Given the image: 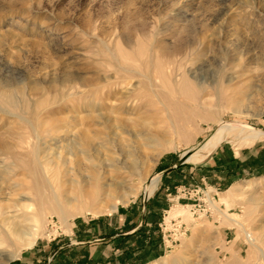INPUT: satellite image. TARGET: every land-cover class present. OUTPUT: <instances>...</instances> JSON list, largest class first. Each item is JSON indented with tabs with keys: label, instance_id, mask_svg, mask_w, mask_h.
Masks as SVG:
<instances>
[{
	"label": "rangeland",
	"instance_id": "1",
	"mask_svg": "<svg viewBox=\"0 0 264 264\" xmlns=\"http://www.w3.org/2000/svg\"><path fill=\"white\" fill-rule=\"evenodd\" d=\"M195 34L200 37L198 43L171 61L160 55L164 47ZM239 52L238 61L243 64L233 68L228 56ZM263 56L264 0H0V90L12 100L3 97L0 103V142L7 139L15 145L0 156V172L16 162L14 186L33 173L40 194L19 190L21 186L16 194L18 199L30 194L50 233L9 264H46L64 244L108 238L140 223L143 194L107 216H72L67 228L51 203L44 176L53 181V169L43 172L36 152L40 147L46 149L39 152L40 163L60 154L67 156L61 153L65 152L62 147L88 129L81 118L93 111H80L86 102L111 107L122 103L121 95H133L126 103V113L117 115L146 120L152 129L168 130L170 126L162 119L170 116L177 132L163 145L170 151L155 161L152 178L200 145L224 121L264 130V64L247 63L248 57ZM205 64L211 66L217 81L199 86L189 72ZM148 75L159 85L152 89L162 95L153 98L142 92ZM227 77L235 78L230 92L218 97L212 94L229 84ZM53 87L63 89L65 98L39 109L35 105L41 99L38 89H47L42 99H51ZM235 87H243L245 93L239 113L231 99ZM137 92H142L143 100L135 98ZM136 106H141V112L134 110ZM244 137H228L207 153L203 164L188 163L161 178L158 191L148 201L160 193L158 202L154 212H147L148 220L139 234L86 250L68 249L56 264H151L168 253L179 254L181 245L193 239L204 224L208 232H201L199 243L186 255V264H264V181L237 200L224 198L233 185L247 187L249 181L264 178V138L248 147ZM114 158L128 161L117 150ZM122 171L105 174L106 181L127 178L134 186L140 184L138 176L128 177ZM194 173L206 179L196 182ZM225 215L242 226H232ZM5 249L6 253L13 251Z\"/></svg>",
	"mask_w": 264,
	"mask_h": 264
},
{
	"label": "bare ground",
	"instance_id": "2",
	"mask_svg": "<svg viewBox=\"0 0 264 264\" xmlns=\"http://www.w3.org/2000/svg\"><path fill=\"white\" fill-rule=\"evenodd\" d=\"M144 26L141 25V27ZM199 39L200 37L196 34L187 35V37L182 38L176 45L171 47L166 46L159 51V53L163 58L171 61L178 54L185 51L184 49H188L190 46L198 43ZM129 42L131 43L132 40H129ZM239 55H241L240 52L235 56H228V62L234 65L233 68H239L243 64V61H238ZM256 61L257 63L261 61L263 65L264 56L254 57L253 59L249 57L247 58L248 64H254ZM170 63L172 64V62ZM222 69L224 71V68ZM125 73L132 72L125 71ZM189 76L199 86L208 81H215V83L217 81V75L211 70L209 64L201 65L196 68V70L190 71ZM153 78L149 75L147 76L148 80L146 81V86L143 88L144 91L142 90V92H145V94L154 98L162 95V92H160V90L155 91L152 89L153 87H159ZM74 81H76V79ZM74 81H70L69 83H75ZM234 81V77H227L225 82L229 84L223 86L222 89L219 88L218 91L212 94H215V96L218 97L221 94L230 92L229 89L231 88H229V85ZM74 86H72V88H74ZM51 89V99H49V97L42 99L47 95V89H38L39 92L37 93L41 95V99L35 103V105L39 109L47 108L65 98L66 93H64L63 89L57 87ZM242 89L236 88L232 90L231 99H233V107L236 113L240 112L245 99V93ZM142 92H137L135 95V98L139 101L143 100L142 98L144 96L142 95ZM121 96L122 100L120 102L122 103H117L116 106L108 107L102 104L103 106L99 108L97 103L91 101L84 104V108H82V110L80 109L81 112H85L86 109H91L95 113L92 112L86 114L81 118L82 124L85 126L87 125L88 129H83V131L80 132L82 133L81 135H76L77 137L75 136L72 141H69L66 147H62L65 152L61 153H66L65 155L68 157H64L60 154V156L55 157V160L53 159L54 161L48 160L47 163H40L39 152L45 153L46 149L40 147L38 152H36V158L39 162L38 164L43 172L48 174V169H53V174L52 172L50 173L53 175L51 180H54L50 182V180L44 176V182L45 186L51 191L49 196L51 198V203L56 210V214L66 228L69 224V218L72 216L84 217L91 215L95 218L107 216L116 213L120 206H128L140 194H143L150 199V196L158 190L160 178L157 176L149 178V175L155 165V161H158L164 153L170 151V147L164 148L163 145L168 142L171 135L176 134V126L170 119L169 115H166V117L162 119L166 125L170 126L168 130H163L161 127H157V129L153 127L154 130L152 129V126H150V122H146V120L134 121L135 119L132 120L126 116H120L121 113H126V103L133 95L126 96L123 94ZM3 97L7 98V100H11V97L0 90V103H2L1 100ZM237 97H239V99H237ZM11 102L8 103L11 104ZM136 109L140 110V112L142 110L141 106H136L134 110ZM161 109L164 112L167 110L165 107H161ZM235 123L227 121L222 122L221 125H219L209 137H207L206 141L200 146L198 151L187 160V162L194 164L200 163L202 159L208 155V152L214 151L220 144L225 142V139L231 136H237L239 138L244 135V143L248 147L253 146L256 142L264 138V131L254 130ZM94 125L96 128H92ZM20 136L22 135L20 134ZM13 148H15V145H11L7 139H1L0 156L8 154ZM58 149L61 150V148ZM115 150L125 156L128 161L119 162L115 159ZM56 152L58 151L56 150ZM53 153L54 152L52 151V153L50 152L49 154L51 155ZM187 153L188 151L181 157H185ZM10 165L11 166L7 170L0 172V262L2 264H9L10 261L19 257V254L23 249H33L40 238L50 235V233L46 232L44 216L37 211L38 209L34 208L30 194L19 199L16 194L19 190L24 191V189H29L33 192V195L34 193L40 194L38 184L36 185V182L32 180L33 173H29L26 175V178L20 180V182L18 181L22 184L17 185L21 186V189L18 187L19 190L16 192L18 188L11 182L13 177L17 175L15 169L19 166L16 162H11ZM121 170H125L126 173L125 171L122 172L127 174L128 177L138 176V178H140V184L134 186L127 181V178H125V180L118 178L109 182L106 181L105 174H118ZM263 181V177L251 180L247 187L237 183L225 192L226 197L224 198L237 200L248 191H251L254 184L259 185ZM7 189L9 190L8 193ZM3 196H7V198L3 199ZM42 200L49 203V200L45 197L42 198ZM3 201H5V203H3ZM39 202L40 204L42 203L41 200ZM68 207H70V209L75 208V213L67 211L66 208ZM11 211L21 212V214H11ZM225 217L231 222L232 226H242L236 218L226 215ZM201 229L202 230H200L194 238L192 237L193 239L183 243V246L181 245V251L179 254L168 253L162 259L151 264H186L188 260L186 255L192 247L199 243L200 238L202 237L201 232H204V230L205 232H208L206 224L202 225ZM5 248H10L13 251L6 253ZM2 261L5 262L3 263Z\"/></svg>",
	"mask_w": 264,
	"mask_h": 264
},
{
	"label": "crops",
	"instance_id": "3",
	"mask_svg": "<svg viewBox=\"0 0 264 264\" xmlns=\"http://www.w3.org/2000/svg\"><path fill=\"white\" fill-rule=\"evenodd\" d=\"M205 157L202 159V161L200 163H196L195 165L203 164L204 163V160H205ZM233 161L234 162H237V160H233ZM192 164H194V163H192ZM172 172H170L169 174H171ZM169 174L163 176L162 179H166ZM189 174H192V173L190 172ZM230 175H232V173H230ZM194 176L195 177H192V179L195 180L196 182L197 181L198 182L200 181L202 183L206 179V177H204V176L203 177H200L196 173H194ZM159 195H160V193H158V195H157L156 198L154 197V199H152V201H150L149 203H147L145 211L143 210V205H142L140 223L134 229H132L131 231L126 232V233H122V234H117L115 236H111V237L103 238V239H90V240H86V241H73V242H70L68 244H64L61 247H59L58 249H56L48 257L46 264H56L58 262V260H60L59 259L60 254H62V252L66 251L68 249H72V248H82V249L86 250L87 247H89V246L99 245V244L107 243L108 241H115V240H119V239H125V238H130L132 236H136L137 234H139L141 232L142 229H144V227L146 225V222L148 220V213L147 212H149L150 209H151L152 212H154L155 204H157V202H158L157 199H158ZM146 213H147V215H146ZM142 221H143V224H142V226H140L141 223H142ZM138 228H139V230L136 233L130 234V233H132L134 230H136ZM74 243H78V244H74Z\"/></svg>",
	"mask_w": 264,
	"mask_h": 264
},
{
	"label": "water",
	"instance_id": "4",
	"mask_svg": "<svg viewBox=\"0 0 264 264\" xmlns=\"http://www.w3.org/2000/svg\"><path fill=\"white\" fill-rule=\"evenodd\" d=\"M236 122V123H235ZM231 121V123H235V124H239V125H242V126H246V127H248V128H251V129H254V130H260V131H264L263 129H261V128H258V127H254V126H251V125H249V124H244V123H240V122H237V121ZM206 140H204L200 145H198L196 148H194V149H191L190 151H188V153H187V155L185 156V157H181L173 166H171V167H169V168H167V169H165V170H163V171H161L159 174H157L156 176L157 177H159L160 179L163 177V176H165V175H167V174H169L170 172H172L173 170H175V169H178V168H180L181 166H183V165H185V164H188V162H187V160L195 153V152H197L198 151V149L200 148V146L205 142ZM148 201H149V198L148 197H144V201H143V210L145 211V209H146V205H147V203H148ZM142 224H143V221H142V223H141V225L140 226H142ZM139 230V228L138 229H136V230H134L132 233H130V234H134V233H136L137 231ZM93 242V241H92ZM74 244H78V243H74ZM80 244V243H79ZM54 256V255H53ZM52 256V257H53ZM51 257V258H52Z\"/></svg>",
	"mask_w": 264,
	"mask_h": 264
},
{
	"label": "trees",
	"instance_id": "5",
	"mask_svg": "<svg viewBox=\"0 0 264 264\" xmlns=\"http://www.w3.org/2000/svg\"><path fill=\"white\" fill-rule=\"evenodd\" d=\"M184 166V165H183ZM179 169H181V167L180 168H178V169H175L173 172H175V171H177V170H179Z\"/></svg>",
	"mask_w": 264,
	"mask_h": 264
}]
</instances>
